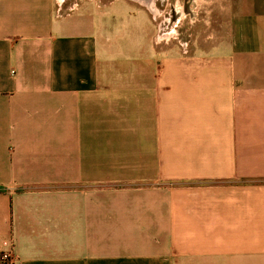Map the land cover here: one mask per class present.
<instances>
[{"label": "crops", "instance_id": "0c3cea01", "mask_svg": "<svg viewBox=\"0 0 264 264\" xmlns=\"http://www.w3.org/2000/svg\"><path fill=\"white\" fill-rule=\"evenodd\" d=\"M157 2L0 0L15 264H264V0Z\"/></svg>", "mask_w": 264, "mask_h": 264}, {"label": "rangeland", "instance_id": "374dc122", "mask_svg": "<svg viewBox=\"0 0 264 264\" xmlns=\"http://www.w3.org/2000/svg\"><path fill=\"white\" fill-rule=\"evenodd\" d=\"M200 0H197V2H196V5L197 4H199L200 2H199ZM158 7L161 9V10H163L164 8H165V4H167L166 3V0H158ZM183 4H184V0H170V6L172 7V6H174V5H179V6H183ZM121 5V4H120ZM122 6V5H121ZM119 7V4H115L114 5V7H110L109 9H114V8H118ZM115 10V9H114ZM179 14V15H178ZM177 15L176 14H171L170 13V20L172 19L174 22L176 21L177 22V18H179V16H180V13H178ZM111 16V15H110ZM110 16H109V19H110ZM160 21H162V20H160ZM159 21V22H160ZM111 24H113L112 22H111ZM115 26V31L116 30H119V28L120 27H118L117 26V24H114ZM172 26V25H171ZM171 28V27H170ZM169 29V28H168ZM176 31H177V33H176V40H177V42H181V38L183 37L182 35V31L180 30V28H177L176 29ZM126 36H128V34H126ZM176 43V42H175Z\"/></svg>", "mask_w": 264, "mask_h": 264}, {"label": "built area", "instance_id": "2783aa9c", "mask_svg": "<svg viewBox=\"0 0 264 264\" xmlns=\"http://www.w3.org/2000/svg\"><path fill=\"white\" fill-rule=\"evenodd\" d=\"M4 245H6V243H4ZM0 264H15L11 251H6L0 254Z\"/></svg>", "mask_w": 264, "mask_h": 264}, {"label": "bare ground", "instance_id": "6f19581e", "mask_svg": "<svg viewBox=\"0 0 264 264\" xmlns=\"http://www.w3.org/2000/svg\"><path fill=\"white\" fill-rule=\"evenodd\" d=\"M145 1H148V0H145ZM150 4V3H149ZM154 8V7H153ZM157 14V13H156Z\"/></svg>", "mask_w": 264, "mask_h": 264}, {"label": "trees", "instance_id": "16d2710c", "mask_svg": "<svg viewBox=\"0 0 264 264\" xmlns=\"http://www.w3.org/2000/svg\"><path fill=\"white\" fill-rule=\"evenodd\" d=\"M2 190H1V188H0V192H1Z\"/></svg>", "mask_w": 264, "mask_h": 264}]
</instances>
